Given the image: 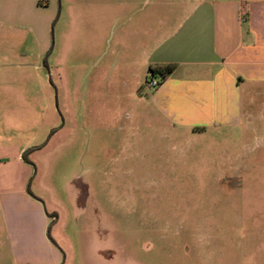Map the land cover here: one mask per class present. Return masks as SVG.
<instances>
[{"label":"rangeland","instance_id":"obj_1","mask_svg":"<svg viewBox=\"0 0 264 264\" xmlns=\"http://www.w3.org/2000/svg\"><path fill=\"white\" fill-rule=\"evenodd\" d=\"M184 1L22 17L0 0V264L30 236L61 264H264V149L254 165L252 135L174 129L150 105L146 54Z\"/></svg>","mask_w":264,"mask_h":264},{"label":"crops","instance_id":"obj_2","mask_svg":"<svg viewBox=\"0 0 264 264\" xmlns=\"http://www.w3.org/2000/svg\"><path fill=\"white\" fill-rule=\"evenodd\" d=\"M39 1L7 0L22 17L45 10ZM183 7L175 27L146 54L150 68L177 64L151 90L150 105L174 129L203 134L228 128L252 135L253 143L246 142L245 148L259 165L256 154L264 149V0H185ZM13 197L2 196L11 218L24 213ZM15 248L19 264H61L58 250L46 241L30 236L18 239Z\"/></svg>","mask_w":264,"mask_h":264},{"label":"trees","instance_id":"obj_3","mask_svg":"<svg viewBox=\"0 0 264 264\" xmlns=\"http://www.w3.org/2000/svg\"><path fill=\"white\" fill-rule=\"evenodd\" d=\"M176 68H177V64L151 67L149 70V74L150 76H152V78H156L158 76L162 84L164 80L167 78V76L170 75ZM24 159L26 160L25 155H24Z\"/></svg>","mask_w":264,"mask_h":264},{"label":"built area","instance_id":"obj_4","mask_svg":"<svg viewBox=\"0 0 264 264\" xmlns=\"http://www.w3.org/2000/svg\"><path fill=\"white\" fill-rule=\"evenodd\" d=\"M160 84H161L160 79L152 78L149 82H147L146 87L148 90L154 91L159 88Z\"/></svg>","mask_w":264,"mask_h":264}]
</instances>
